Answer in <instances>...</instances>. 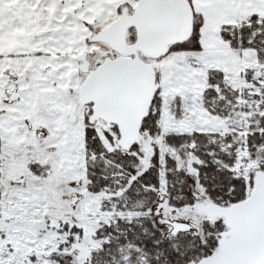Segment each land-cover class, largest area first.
<instances>
[{
  "label": "snow or ice",
  "instance_id": "6c2138e0",
  "mask_svg": "<svg viewBox=\"0 0 264 264\" xmlns=\"http://www.w3.org/2000/svg\"><path fill=\"white\" fill-rule=\"evenodd\" d=\"M0 264H264V0H0Z\"/></svg>",
  "mask_w": 264,
  "mask_h": 264
}]
</instances>
